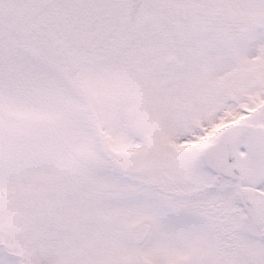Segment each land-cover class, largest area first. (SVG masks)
Wrapping results in <instances>:
<instances>
[{
	"label": "snow or ice",
	"instance_id": "1",
	"mask_svg": "<svg viewBox=\"0 0 264 264\" xmlns=\"http://www.w3.org/2000/svg\"><path fill=\"white\" fill-rule=\"evenodd\" d=\"M0 264H264V0H0Z\"/></svg>",
	"mask_w": 264,
	"mask_h": 264
}]
</instances>
